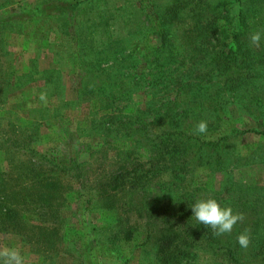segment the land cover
<instances>
[{"label": "trees", "instance_id": "obj_1", "mask_svg": "<svg viewBox=\"0 0 264 264\" xmlns=\"http://www.w3.org/2000/svg\"><path fill=\"white\" fill-rule=\"evenodd\" d=\"M117 3L121 5L120 0H45L27 12L32 19L55 16L72 30L66 56L75 79L83 81L76 99L88 106L95 102L98 110L84 137L62 125L66 141H73L70 155L44 163L30 160L47 169L46 177L37 178L44 183L42 202L52 210L62 187L59 167L75 170L76 181L83 180L78 156L111 151L118 165L107 179L94 181V198L87 199L114 218L103 243L110 255L119 259L124 252L120 242L135 239L123 264L135 252L137 264H264V182L247 183L233 174L254 165L264 168V0H123L114 15ZM106 5L113 7L100 10ZM104 22H115L119 34L103 41L104 56L96 54L95 60L80 40ZM255 32L262 36L259 47L249 40ZM102 62L111 63L109 70L98 69ZM48 99L46 119L51 121L57 114ZM201 120L208 122L207 132L196 134ZM246 134L259 136L260 142L240 150L238 139ZM197 172L221 176L223 187H196ZM159 194L166 195L165 209ZM208 198L243 213L244 221L230 234L214 235L191 209ZM131 214L145 224L126 222L125 215ZM156 216L162 225L157 232L151 229L158 224ZM89 230L87 240L93 245L96 226ZM246 230L250 244L245 249L237 237ZM97 247L88 250L87 258Z\"/></svg>", "mask_w": 264, "mask_h": 264}, {"label": "rangeland", "instance_id": "obj_2", "mask_svg": "<svg viewBox=\"0 0 264 264\" xmlns=\"http://www.w3.org/2000/svg\"><path fill=\"white\" fill-rule=\"evenodd\" d=\"M44 1L0 0V248L19 249L25 264H123L121 261L137 241L120 242L124 248L120 260L110 255L103 243L109 238L106 230L113 226L114 218L101 211L95 201H87L94 198V181L107 179L110 169L118 165L111 151L105 156H89V153L78 156V163L83 165V175L86 176L83 180L76 181L75 170L59 167L57 176L62 187L54 197L51 211L45 201L42 202L45 197L40 196L45 193L41 186L44 183L37 178L40 175L46 177L47 169L34 163L70 155L73 141H66L64 127L72 134L79 131V136L84 137L87 122L98 111L95 102L88 106L85 101L78 104L76 99V92L83 86V81L75 79L66 56L69 45L73 43L72 30L66 29L62 20L55 16L29 18L27 12ZM122 2L120 0L121 5ZM121 5L115 4L112 14L116 15ZM112 7L106 5L100 10L108 11ZM237 13L238 7L232 6V16L236 17ZM236 26L235 19L229 30ZM118 34L115 22H104L95 32L87 30L80 44L84 46V52L90 51V56L96 60L98 56H104L103 41L109 37L114 40ZM110 65L102 62L98 69L109 70ZM96 74L102 73L97 71ZM48 97L52 98L50 109L57 114L51 121L46 119ZM84 123L85 127L78 128ZM258 142L259 136L246 134L238 139V148L254 149ZM24 146L31 150H24ZM141 159L143 161L139 159V162L145 164L146 158ZM34 165L36 173H28ZM233 174L236 179L241 178L247 183L255 180L264 182V168L261 166L238 169ZM193 176L196 187L209 191L223 187L221 176H210L204 172ZM157 198L165 209L166 195L159 194ZM52 211L55 216H52ZM125 218L126 222L132 219L131 225L146 222L132 214L125 215ZM154 219L159 224L158 217ZM158 224L151 229L159 231L162 225ZM95 226L98 231L93 233L95 243L89 245L87 234L88 231L90 233L89 228ZM140 242L141 239L137 244ZM94 246L98 247L87 258L86 253ZM137 260L138 253L135 252L129 264H137ZM207 262L203 260L199 264Z\"/></svg>", "mask_w": 264, "mask_h": 264}, {"label": "clouds", "instance_id": "obj_3", "mask_svg": "<svg viewBox=\"0 0 264 264\" xmlns=\"http://www.w3.org/2000/svg\"><path fill=\"white\" fill-rule=\"evenodd\" d=\"M261 38V33L255 32L250 35L249 40L253 46L259 47ZM207 128L208 122L201 120L195 127V133L204 134ZM191 209L197 222L211 228L216 236L230 234L234 226L245 219L243 213H234L231 207H221L213 198L198 200ZM237 242L242 248L249 246L250 234L247 230L237 237ZM0 264H25V258L17 248L3 247L0 248Z\"/></svg>", "mask_w": 264, "mask_h": 264}]
</instances>
